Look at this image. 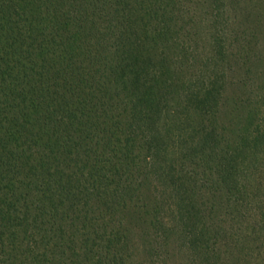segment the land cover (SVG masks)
Returning a JSON list of instances; mask_svg holds the SVG:
<instances>
[{
	"label": "trees",
	"instance_id": "16d2710c",
	"mask_svg": "<svg viewBox=\"0 0 264 264\" xmlns=\"http://www.w3.org/2000/svg\"><path fill=\"white\" fill-rule=\"evenodd\" d=\"M264 0H0V264H264Z\"/></svg>",
	"mask_w": 264,
	"mask_h": 264
},
{
	"label": "rangeland",
	"instance_id": "374dc122",
	"mask_svg": "<svg viewBox=\"0 0 264 264\" xmlns=\"http://www.w3.org/2000/svg\"><path fill=\"white\" fill-rule=\"evenodd\" d=\"M262 37V39L260 40V42H261V46H264V34H262V36H260V38Z\"/></svg>",
	"mask_w": 264,
	"mask_h": 264
}]
</instances>
